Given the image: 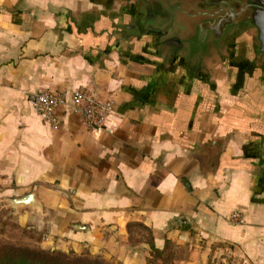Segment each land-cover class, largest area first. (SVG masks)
Segmentation results:
<instances>
[{"label":"crops","instance_id":"1","mask_svg":"<svg viewBox=\"0 0 264 264\" xmlns=\"http://www.w3.org/2000/svg\"><path fill=\"white\" fill-rule=\"evenodd\" d=\"M137 16V0H0V204L43 247L264 264V66L236 47L209 76L166 72L126 30ZM81 87L114 101L106 129L70 104L53 126L29 100Z\"/></svg>","mask_w":264,"mask_h":264},{"label":"water","instance_id":"2","mask_svg":"<svg viewBox=\"0 0 264 264\" xmlns=\"http://www.w3.org/2000/svg\"><path fill=\"white\" fill-rule=\"evenodd\" d=\"M137 5L138 21L127 24L126 30L132 39L152 37L166 72L180 67L191 80L209 76L211 66L226 62L236 47L247 48L264 66V0H137ZM213 152L218 165L221 150ZM9 202L38 205L34 192ZM178 219V224L185 221Z\"/></svg>","mask_w":264,"mask_h":264},{"label":"built area","instance_id":"3","mask_svg":"<svg viewBox=\"0 0 264 264\" xmlns=\"http://www.w3.org/2000/svg\"><path fill=\"white\" fill-rule=\"evenodd\" d=\"M29 100L37 114L47 123L58 126L61 119L58 110L70 104L83 123L91 130L106 129V121L114 112V101L102 98L86 88H77L71 95L57 90H44L31 93ZM239 217L238 213L233 218Z\"/></svg>","mask_w":264,"mask_h":264},{"label":"rangeland","instance_id":"4","mask_svg":"<svg viewBox=\"0 0 264 264\" xmlns=\"http://www.w3.org/2000/svg\"><path fill=\"white\" fill-rule=\"evenodd\" d=\"M2 206L3 204H0V264H11L6 262V256L19 253L24 249L47 252L61 250L43 247L38 241H41L44 231L29 230L26 226L20 225L14 213L8 207ZM136 230L138 231V228ZM64 252L69 254L71 258L83 260L85 264H124L117 258L104 257L99 253L94 254L88 246H79Z\"/></svg>","mask_w":264,"mask_h":264},{"label":"trees","instance_id":"5","mask_svg":"<svg viewBox=\"0 0 264 264\" xmlns=\"http://www.w3.org/2000/svg\"><path fill=\"white\" fill-rule=\"evenodd\" d=\"M6 262L11 264H85L79 258H71L69 254L61 250L47 252L24 249L12 255L6 256Z\"/></svg>","mask_w":264,"mask_h":264}]
</instances>
